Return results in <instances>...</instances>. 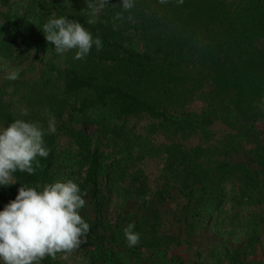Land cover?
Returning a JSON list of instances; mask_svg holds the SVG:
<instances>
[{"label": "trees", "instance_id": "trees-1", "mask_svg": "<svg viewBox=\"0 0 264 264\" xmlns=\"http://www.w3.org/2000/svg\"><path fill=\"white\" fill-rule=\"evenodd\" d=\"M25 1L23 12L3 13L11 36L0 39V57L12 58L18 37L29 44L43 35L50 15L80 22L103 48L93 46L84 60L70 50L62 65L36 56L42 68L30 81L0 74V128L23 119L46 129L50 115L57 120L35 174L17 170L16 184L0 186V211L21 186L71 179L86 193L80 214L90 230L78 249L87 264H205L194 256L211 236L217 245L207 249L215 256L207 264H264V0H135L130 11L108 0L95 18L87 0ZM196 97L205 102L199 112L186 107ZM140 118L152 122L145 137L131 123ZM218 123L225 129L215 137ZM195 137L205 145L189 144ZM154 155L163 167L151 190L141 165ZM114 190L124 215L113 224ZM226 222L230 234L245 232L244 248L220 241ZM129 223L140 234L134 247L123 232Z\"/></svg>", "mask_w": 264, "mask_h": 264}, {"label": "clouds", "instance_id": "clouds-1", "mask_svg": "<svg viewBox=\"0 0 264 264\" xmlns=\"http://www.w3.org/2000/svg\"><path fill=\"white\" fill-rule=\"evenodd\" d=\"M166 4L168 0H159ZM184 0H177L183 4ZM108 0H101V6ZM124 11L135 6V0H121ZM87 7L97 11V7L87 0ZM121 14H117L120 18ZM131 19V16L129 17ZM92 23L93 21H88ZM46 41L54 45L57 54L75 50L74 59L84 60L93 46L102 50L99 37H93L80 22L66 17L51 18L42 27ZM8 80L19 78V72L7 73ZM22 115L27 116L24 109ZM57 120L50 115L47 128L39 122L16 119L0 128V186L16 184L13 174L19 170L35 174L40 167L39 158H47L50 149L45 144L47 134H55ZM77 183L69 179L44 185L21 186L15 199L0 211V261L3 264H40L45 257L56 259L57 254L71 255L86 242L90 225L81 216L86 206ZM128 247L140 242V234L134 223L123 229Z\"/></svg>", "mask_w": 264, "mask_h": 264}, {"label": "rangeland", "instance_id": "rangeland-1", "mask_svg": "<svg viewBox=\"0 0 264 264\" xmlns=\"http://www.w3.org/2000/svg\"><path fill=\"white\" fill-rule=\"evenodd\" d=\"M26 1L25 0H16L11 7H1L0 6V39L7 40L6 42L9 41L10 36H11V31L9 29H6L5 27V16L3 13L7 11L13 12H23L24 8L22 5H25ZM94 4L97 7V11L95 14H93V18H95L98 13L100 12L101 9V0H94ZM49 8V7H48ZM51 9V8H50ZM52 10V9H51ZM54 10V7H53ZM45 11H49L48 9ZM93 13V10H92ZM50 18L52 16L50 15ZM138 36H140V32L137 31L136 33ZM42 33L39 34V36H32L30 39L29 44L27 42H23L17 38L15 44H14V52L12 54V58L10 59H5L0 57V74L2 75L3 78L7 79V73L11 72L12 70H17L19 72V78L18 80H24V81H30L36 78L38 76L41 68H42V63L39 61V59H36L35 57L38 56L39 58L42 59H51L53 58L55 62H57L59 65L63 64L64 60V54H57L56 51H54V47L52 48V44L45 39V35ZM138 38H134V41L136 42L135 44L138 45L140 49L143 48L145 45V42L141 38V40H136ZM138 41V42H137ZM132 43V42H130ZM28 44V46H27ZM147 44L151 45L150 49L152 50L156 48L155 45H153V42H148ZM207 84V83H206ZM14 88L10 87L8 88V95L5 97L6 99H10V95L13 93ZM16 99V98H15ZM204 101L201 97H196L193 101H190L186 104V107L191 109L192 111H197L199 112L203 106H204ZM118 123H121L119 120ZM131 123H136L135 124V132L142 137L146 136L147 130L145 129L148 125L152 124L148 119L146 118H140L136 122L133 119ZM96 124L90 123L89 124V130H94L96 128ZM225 129V125L222 124H216L213 127V131L215 133V137H219L221 135V131ZM154 141L159 144L160 142L165 141L164 136L158 132L157 134L154 135ZM205 141L201 140L199 137L191 138L189 144L197 145V144H204ZM215 140L211 139L210 144L214 143ZM144 168V171L148 175L149 179V186L151 190H155L157 187V181L156 178L160 174V170L163 167V162H162V157L161 156H150L147 158L143 164L141 165ZM120 184H126L127 181L124 183L123 180L119 182ZM112 195V200L109 203L108 206V215L111 223H116L118 219L123 218L124 215V210L121 209L120 207V201L121 199L118 197V193L116 190L113 191ZM231 226L226 222V224H222L220 227V241H223L225 243V240L227 244L231 248H244L245 246V232L242 233V230L240 228H235L234 232L230 234L228 231L231 230ZM218 233V235H219ZM217 231L213 229V235L216 236ZM204 237H208L205 235ZM216 237H208L207 240H204L203 249L202 250V256H198L195 254L194 258L198 259L201 263H209L214 261L213 258L215 257L214 254L209 250H207L209 247L212 248L213 245H217L216 243ZM198 240L201 241V239L197 238ZM197 248V246H194ZM206 248V249H205ZM217 248H219L217 246ZM259 259L264 261V253L259 255ZM57 258L63 263V264H87L86 258L82 255L81 251L77 249L74 251L71 255L65 256L64 254H57ZM150 264H153L150 262ZM155 264H160V263H155ZM227 264V263H226Z\"/></svg>", "mask_w": 264, "mask_h": 264}]
</instances>
